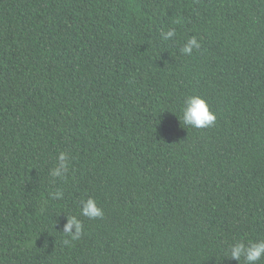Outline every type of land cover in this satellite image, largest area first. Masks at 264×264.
Masks as SVG:
<instances>
[{"label":"trees","instance_id":"16d2710c","mask_svg":"<svg viewBox=\"0 0 264 264\" xmlns=\"http://www.w3.org/2000/svg\"><path fill=\"white\" fill-rule=\"evenodd\" d=\"M190 95L214 126L181 125ZM240 241H264V0H0V264H238Z\"/></svg>","mask_w":264,"mask_h":264},{"label":"clouds","instance_id":"9594fccd","mask_svg":"<svg viewBox=\"0 0 264 264\" xmlns=\"http://www.w3.org/2000/svg\"><path fill=\"white\" fill-rule=\"evenodd\" d=\"M175 31L170 29L162 34L164 40H169L174 37ZM200 43L196 37L187 40L184 46L180 49L183 54L192 55L194 49H199ZM182 126L193 128H207L214 126L217 116L210 110L207 101L199 95L187 96L184 100L182 107ZM181 121V118H179ZM58 166L51 170L53 177L62 178L64 173L68 171L67 156L60 153L58 157ZM62 191H57L54 198H61ZM81 215L89 219L102 218L104 215L103 209L98 206L94 198H88L82 204ZM75 228V231H73ZM63 232L68 235L72 240H78L83 232V224L76 217H68L67 223L64 226ZM67 243V241H65ZM264 256V241L251 242L245 244L243 241L237 242L230 247V258L235 259L240 264L243 257L245 264H256L257 261Z\"/></svg>","mask_w":264,"mask_h":264}]
</instances>
